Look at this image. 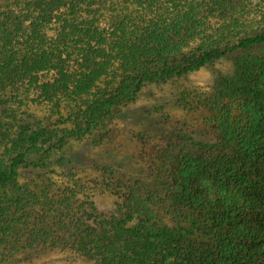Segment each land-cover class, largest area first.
Wrapping results in <instances>:
<instances>
[{
  "label": "trees",
  "instance_id": "16d2710c",
  "mask_svg": "<svg viewBox=\"0 0 264 264\" xmlns=\"http://www.w3.org/2000/svg\"><path fill=\"white\" fill-rule=\"evenodd\" d=\"M241 5L0 0V93L11 91L0 94V264L38 250L93 264H264V28L229 36L248 18ZM230 55L235 76L188 95L210 140L164 150L151 182L107 184L123 218L66 199L45 224V189L20 184V170L47 168L69 140L105 143L147 85Z\"/></svg>",
  "mask_w": 264,
  "mask_h": 264
},
{
  "label": "rangeland",
  "instance_id": "374dc122",
  "mask_svg": "<svg viewBox=\"0 0 264 264\" xmlns=\"http://www.w3.org/2000/svg\"><path fill=\"white\" fill-rule=\"evenodd\" d=\"M241 6L248 18L246 23L227 33L234 38L264 28V0H242ZM237 57L230 55L181 78L147 85L135 101L121 108L119 117L111 124L108 141L96 145L91 140H69L61 152L52 155L47 168L20 170V184L39 193L45 189L42 200L47 204L46 209L37 208L46 217L45 224H50L62 210L67 212L66 206L63 209L59 206L66 199H70L71 208L92 202L104 217L123 218L118 213L121 200L111 190L115 185L107 184L129 179L151 182L154 161L164 150L171 149L181 139L210 140L215 129L207 121V113L198 110L188 95L207 92L220 79L235 76ZM0 94L8 96L11 91ZM104 168H110L112 175L105 173ZM72 192L77 195L73 196ZM19 264L93 263L64 252L38 250L26 253Z\"/></svg>",
  "mask_w": 264,
  "mask_h": 264
}]
</instances>
